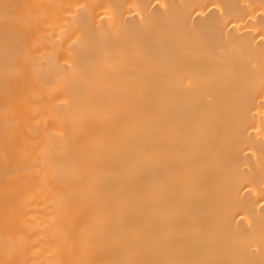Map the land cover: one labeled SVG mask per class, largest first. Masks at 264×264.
Instances as JSON below:
<instances>
[{
    "label": "bare ground",
    "instance_id": "obj_1",
    "mask_svg": "<svg viewBox=\"0 0 264 264\" xmlns=\"http://www.w3.org/2000/svg\"><path fill=\"white\" fill-rule=\"evenodd\" d=\"M0 264H264V0H0Z\"/></svg>",
    "mask_w": 264,
    "mask_h": 264
}]
</instances>
